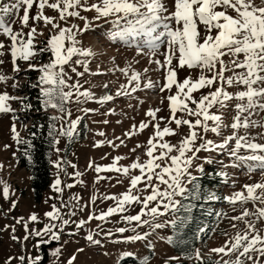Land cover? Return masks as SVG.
I'll use <instances>...</instances> for the list:
<instances>
[{"label":"snow or ice","instance_id":"6c2138e0","mask_svg":"<svg viewBox=\"0 0 264 264\" xmlns=\"http://www.w3.org/2000/svg\"><path fill=\"white\" fill-rule=\"evenodd\" d=\"M34 5L36 12L30 16ZM173 6L174 10L170 11L165 0H94L91 3L89 0H0V34L9 40L8 44L0 41V56L5 55L6 52L10 53L13 71L17 74L23 71L19 61L25 62L27 69L39 72L38 82L32 86L40 89L45 108H51L63 114L54 115L53 121L62 120L65 115L69 118L72 116L67 104L74 95L76 102H81V97L84 101L93 99L101 104L114 99L111 94L96 98L95 94L88 89L81 91L82 85L79 81L69 83L71 77L65 78L68 75L65 66H71V71L79 76L84 75L83 72H77V68L71 65L74 56L86 58L93 55L91 49L78 46L77 33L87 31L93 26L92 20L81 15V10L94 11L96 15L93 20L95 21L112 18L111 23L122 24L117 35L129 46H131V37H146L147 39L142 43L135 45L138 54L157 57L161 46H164V52L159 53L163 56V60L156 58L151 61L164 73L163 81L147 79L142 84L141 73L135 71L129 64L127 67L119 68L120 72L128 76V82L120 85L116 95L129 96L142 86L147 89L158 88L162 93L167 91L169 95L166 98L169 101L170 115L157 119V113L161 109L150 108L146 115L151 119L147 122L141 121L138 128L133 125L132 129L125 133L126 137H131L137 131L143 132L149 126L153 127L154 132L147 140V160L140 162L137 157L129 166H118V162L123 157L116 156L111 164L94 166L98 174L104 171H115L128 176L130 169H138L140 174L130 177L129 188L124 193L119 196L104 197V199L115 200L114 207H109L107 211H102L99 215L92 213L88 220L81 219L76 225L77 228L83 227L92 219L106 220L114 214H123L127 211L126 206L133 203L141 205L140 211L135 215H122V219L126 222H136V227L150 224L151 221H155L157 217L168 212L185 210L186 206L182 200L175 197H200L199 185L196 183L198 177L193 175L190 169L194 161L199 159L198 154L201 151L222 152L227 148L228 154L233 158V166H239L236 162H240L246 165L250 172L259 169L264 175V143L258 142L257 137L252 136L248 131L251 128L264 129V119H252L257 109L264 111V0H260L259 4L256 0H174ZM46 8L56 10L58 17L46 15ZM21 9H23V15H20ZM229 11L234 12L235 15L229 14ZM70 17H77L84 21L83 28L78 24L69 26L67 22ZM17 20L19 28L14 29L13 26ZM61 21L65 22L64 26H61ZM41 23L45 27L49 25L51 27L49 38L43 42L42 46H38L37 38L43 35L42 31H38ZM201 25L203 32H201ZM25 29L28 30L25 32ZM145 46L148 48L147 53H144ZM45 53L49 54L48 62L38 63L37 57ZM225 57H228L227 61ZM174 60L176 61L175 66L173 65ZM0 63L3 61L0 60ZM74 63L75 65L83 64L86 67L87 60L76 59ZM185 67L189 69V75L181 81L178 79L177 70ZM193 69L199 70L196 78L191 75ZM144 71L147 72L148 69ZM226 73H231V75H226ZM9 79L13 80L11 85L13 88L18 87L15 77L10 78L5 74H0V82ZM233 86L238 88L242 86V90L229 92L228 88ZM104 87L107 88L108 85L105 84ZM205 88L210 90L196 99L193 94ZM23 99L7 91L0 92V112H14L9 102ZM233 100L237 101L234 105L236 114L232 122L226 124L222 110L227 109L229 102ZM25 107L30 108L31 105L26 104ZM213 108H216L215 112L211 111ZM178 112L180 116L177 115ZM80 121L79 116L76 119H69L67 125H61L59 129L53 124L49 131L53 142L59 143L56 139L57 133L71 140ZM160 121L165 122L163 127ZM173 123L176 129L181 126L188 128V133L181 138L178 144H172L165 139L167 136L177 134V130L171 127ZM224 128H230L231 134L223 136L221 142L217 143L207 138L209 132L222 136ZM241 129L244 130L243 134L240 133ZM12 132L17 143H29L21 141L15 124L12 126ZM257 135L264 139V132ZM103 143L105 142H99V144ZM107 143L113 144V147H119L124 140H120V145L112 141H107ZM241 150L247 154L242 155ZM25 151L27 154V150ZM132 151L134 152L135 149ZM173 151L177 154L172 155ZM56 166L59 168L61 165L57 162ZM2 167L3 165H0V168ZM89 167H93V163L90 162ZM196 167L201 172L203 171V165L197 164ZM219 174L227 176L225 172ZM75 175L80 176L81 173L76 172ZM105 178L97 176V180ZM154 180L157 183H153ZM60 184L61 181L57 178L52 187L57 192H61ZM140 184H143L141 191L151 189L143 198L134 194ZM161 185L164 187L161 188ZM67 187L71 188L73 185L69 184ZM3 196L5 198L9 196L7 183L3 187ZM206 198L219 199L213 193H209ZM96 199V197L92 198L93 203ZM224 199L233 205L238 202L242 205L253 202L257 207L254 211L243 208L239 215L232 217L233 221L242 222L245 227L237 229L235 235L229 237L221 247L211 249V252L221 254V256L218 260L209 258V264H264V228L257 227L258 222L264 223V181L245 184L241 191L233 192ZM13 207H15V202ZM45 215L51 221L60 220L61 227L71 222L69 219L62 218L60 209L56 205H52V210ZM71 215H75V212ZM146 215L151 217V221L142 219ZM28 219L37 221L38 216L33 213ZM183 220L184 218L178 216L169 223L178 227ZM17 222H23L24 227L28 228V221H25L24 217H20ZM161 227L165 225L153 224L154 229ZM232 227L236 228L237 225L234 223ZM54 229H57V225L49 223L43 229L30 231L24 239L27 240L34 234L38 238L50 235V239L59 240V230L54 231ZM13 231H15L14 227ZM117 231L124 233L128 229L120 227ZM133 231L135 232V228ZM105 235L113 234L106 232ZM148 235L147 232H137L123 239L142 241L146 240ZM86 238L94 244H100L91 232ZM48 242V240L39 239L36 246L39 247ZM60 251L61 249L57 248L54 254L59 255ZM125 255H130V253H125ZM224 256L230 258L224 259ZM196 257L201 259L199 250H196ZM11 259L14 258L10 257L9 261ZM27 259L30 260V264H38L42 258L36 256ZM75 259V255L71 256L67 264H73ZM19 260L21 264H24L26 257L20 256ZM144 264H147V258Z\"/></svg>","mask_w":264,"mask_h":264},{"label":"rangeland","instance_id":"374dc122","mask_svg":"<svg viewBox=\"0 0 264 264\" xmlns=\"http://www.w3.org/2000/svg\"><path fill=\"white\" fill-rule=\"evenodd\" d=\"M91 2H94V0H89V3ZM165 3L170 11L174 10V0H165ZM256 3L259 4L260 0H256ZM35 12L36 7L34 5L30 16L34 15ZM45 14L58 17V12L53 9L46 8ZM229 14L235 15L231 11H229ZM20 15H23V9H21ZM81 15L92 20L93 26L87 31L77 33L78 46L91 49L93 55L86 58L74 56L71 65L77 68V72H83L84 75L79 76L77 73L71 71V66H65L68 74L65 78L71 77L68 81L69 83L79 81L80 85H82L81 91L88 89L95 94L96 98L111 94L114 96V99L101 104L93 99L84 101V98L81 97V102H76L74 95L72 100L67 104V107L72 112V116L69 118L65 115L64 119H58L57 129L61 125L66 126L69 119H76L79 116L81 117V121L84 119L88 133L85 140L74 144L69 155H66L65 152V136L57 133L59 143H56L53 152L51 183L41 203H37L34 199L29 173L20 167L18 161V143L14 139L12 132V126L15 124L17 132L22 137L24 127L29 124V121L26 120L24 122L23 120L25 119L22 118V114L18 113L21 109V100L9 102L14 112H0V165H3L0 168V220L2 230L0 264H21L19 260L20 256L26 257L25 262L28 264H30V260L27 258H35L36 256L42 258L38 261V264H67L68 259L73 255L76 256L73 264H144L145 258H147V264H165L166 261L167 264H170L174 260L172 258H176L167 240L170 235L171 224L169 222L175 219V212H168L163 216H159L155 221H151V217L146 215L142 219H149L151 221L150 224L136 227V222H126L122 219V215H135L140 211L141 205L133 203L126 206L127 211L123 214H114L106 220L92 219L81 228H77L76 226L81 219L88 220L90 214L95 213V215H99L102 211H107L109 207H114L116 201L104 199V197L111 195L119 196L124 193L129 188L130 177L140 174L138 169H130L128 176L115 171H104L98 174L95 172L94 166L97 164H111L116 156L123 157L118 162V166H129L137 157H139L140 162L147 160V140L154 132L153 127L149 126L143 132L137 131L131 137H126L125 133L129 132L133 125H136L138 128L141 121H149L151 118L146 115V112L150 108L161 109L157 113V119L161 116L168 117L170 115L169 101L166 98L169 95L167 91L162 93L158 88L147 89L142 86L141 89L129 96L116 95L120 85L127 84L128 82V76L120 72L119 68L127 67L129 64H131L135 71L141 73L142 84L147 79L157 82L163 81L164 73L151 61L156 58L163 60V56L159 53L164 52V46H161L157 57L138 54V49L135 45L142 43L147 39L146 37H131V46H129L117 35L123 26L122 24L111 23L112 18H102L99 21H95L93 20V17L96 15L94 11L81 10ZM31 23L32 21L30 20ZM60 23L61 26L65 24L64 21ZM67 23L69 26L71 24H78L81 28L84 25V21L77 17H70ZM13 27L14 29L19 28L18 20ZM50 27L51 25L45 27L42 23L38 26V31L43 32V35L37 38L36 43L38 46H42L43 42L49 38ZM27 30L25 29V32ZM201 32H203L202 25ZM0 41H3L5 44L9 43L8 38L2 34H0ZM147 52L148 48L145 46L144 53ZM42 55L37 57V62L47 63L49 54L45 53ZM41 57L48 59L45 62H41ZM76 59H86V67L83 64L75 65ZM224 59L227 61L228 57ZM0 60L3 61V63H0V74H5L10 78L15 77V82L18 84V87L13 88L11 86L13 83L12 79L0 82V92L7 91L11 95L23 98L25 96V85L29 82L24 74V71L27 70L25 62H18L23 71L17 74L13 71L10 53L6 52L5 55L0 56ZM173 65H176L175 60L173 61ZM144 69H148V71L145 72ZM177 71L178 79L181 81L189 75L187 67L178 69ZM191 75L193 78L198 77L199 70H191ZM226 75H231V73H226ZM105 84L108 85L107 88L104 87ZM209 90L205 88L195 92L193 95L196 99H199L202 94H207ZM238 90H242V86L239 88L236 86L228 88L229 92H236ZM174 91L175 87L173 88ZM162 100L163 102L161 103ZM235 103H237L235 100L229 102V107L222 110L226 124H230L236 114ZM192 106L194 107V105ZM86 109L92 111L86 112L84 111ZM211 111L215 112L216 108H213ZM60 115L63 114L59 113ZM177 115L180 116L181 114L178 112ZM252 119H264V111L257 109ZM160 123L163 127L165 122L160 121ZM171 127L176 129L174 123ZM78 128L79 125L77 126ZM176 130V135L165 137L172 144H178L181 138L188 133L187 126H181ZM248 131L252 136L257 137L258 142L264 143V139H261L257 135L260 132H264V129L251 128ZM100 133H104V135H100ZM240 133L243 134L244 130L241 129ZM229 134H231V129L224 128L222 129V136L209 132L207 138L219 143L223 136ZM121 139L124 140L122 145H120ZM100 141H104L105 143L99 144ZM107 141H112L114 144L120 146L113 147V144H109ZM6 145L8 147H5ZM137 145H141V147H137ZM132 149H135V151L133 152ZM228 152L227 148L222 152L213 151L209 153L201 151L198 154L199 159L194 161V165L190 171L193 175H197L200 172L196 167L197 164L203 165V169L207 164H220L223 171L227 173V176H224V197L230 196L233 192L241 191L245 184L264 181V175L261 174L259 169L250 172L246 165L240 162H236L239 166H233V158L230 157ZM175 154L177 153L173 151L172 155ZM241 154L247 153L241 150ZM57 162L61 165L59 168L56 166ZM90 162L93 163V167H89ZM76 172L81 173V175L76 176ZM98 175L106 178L97 180ZM57 178L61 181L59 185L62 189L61 192H57L52 187ZM118 181L120 182L118 183ZM5 183L9 186V196L7 198L3 196ZM153 183H157V181L154 180ZM69 184L73 185V187H67ZM163 187L164 185H161V188ZM141 189H143V184L138 185L137 190L134 192V194L141 196V198L151 191V189L147 191H141ZM93 197L97 198L94 203L92 201ZM175 198L180 199L181 197L177 196ZM14 202L15 207H13ZM52 205H56L60 209L63 219L71 221L68 225L61 227L60 220L51 221L45 215L48 211L52 210ZM256 207L257 205L253 202H248L244 205L238 202L233 205L225 199V205L220 207V221L218 225L211 236L201 241L197 248L201 259L206 257L220 259L221 254L211 252V249L221 247L229 237L235 235L237 229L245 227L242 222L233 221L232 217L239 215L243 208L254 211ZM72 212H75V215H71ZM33 213L37 214V221H30L28 219ZM20 217H24V220L28 221L27 229L24 227L23 222H17ZM49 223L57 225V229H54V231L59 230V240L50 239V235L38 238L34 234L29 236V239H24L30 231L43 229ZM154 223L164 224L165 227L154 229ZM234 223L237 225L236 228L232 227ZM13 227L15 231H13ZM120 227H125L128 231L119 233L117 229ZM257 227L264 228V223L258 222ZM133 228H135V232ZM89 232L94 235V239L100 241V244H94L87 240L86 237ZM106 232H111L113 235L106 236ZM137 232H147L149 235L146 240L142 241H125L123 239L124 237L135 235ZM69 233L74 234L70 235ZM13 237H17V239H13ZM39 239L48 240L49 242L37 247ZM149 245H152V247H149ZM57 248L61 249L59 255L54 254ZM44 249H46L48 255L46 263H42ZM80 249L83 251H79ZM125 253H130V255H125ZM10 257L14 259L9 261ZM129 258L135 261H129ZM223 258L229 259L230 257L224 256ZM231 258L234 259V257ZM194 259H197L196 254Z\"/></svg>","mask_w":264,"mask_h":264},{"label":"trees","instance_id":"16d2710c","mask_svg":"<svg viewBox=\"0 0 264 264\" xmlns=\"http://www.w3.org/2000/svg\"><path fill=\"white\" fill-rule=\"evenodd\" d=\"M46 59L48 58L41 57L40 61L45 62ZM24 74L29 82L25 85V96L20 102L21 109L18 113L22 114L24 122L29 121V124L24 127L22 137H20L21 141L29 143H18V161L20 167L29 173L35 201L41 203L51 183V162L56 146L49 131L53 124L57 128L58 119L53 121L52 117L59 116V113L57 110L45 108L40 89L32 86L38 82L39 72L27 69ZM26 104H30L31 107L26 108ZM87 133L88 128L83 119L71 140L65 136L66 155H69L75 143L85 140ZM25 150H27V154ZM221 172L224 171L220 164H207L202 172L195 175L198 177L196 183L199 185L200 197L180 198L186 209L175 212V218L178 216L184 218L183 223H180L178 227L170 226L171 241H169V237L167 240L176 256V259L172 260L170 264H209V258L211 260L219 259L215 257L194 259V256L201 241L211 236L220 221V207L225 205L223 194L225 178L219 174ZM209 193L215 194L219 199H207ZM1 232L0 220V247L2 244ZM47 260V251L44 249L42 263H46ZM128 260L135 261L131 258ZM24 264L28 263L24 262Z\"/></svg>","mask_w":264,"mask_h":264}]
</instances>
